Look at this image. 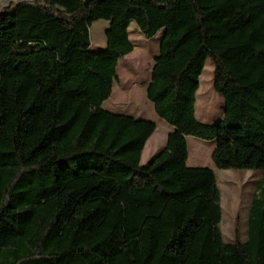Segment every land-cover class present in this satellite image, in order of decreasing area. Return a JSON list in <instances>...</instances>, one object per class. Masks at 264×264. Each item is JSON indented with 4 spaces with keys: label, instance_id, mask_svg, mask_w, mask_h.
Masks as SVG:
<instances>
[{
    "label": "trees",
    "instance_id": "trees-1",
    "mask_svg": "<svg viewBox=\"0 0 264 264\" xmlns=\"http://www.w3.org/2000/svg\"><path fill=\"white\" fill-rule=\"evenodd\" d=\"M108 22L105 47L89 28ZM162 30L145 97L171 130L142 165L152 120L102 105ZM213 64L221 118L195 115ZM142 65V63H141ZM187 136L214 169L187 166ZM215 169L264 171V0H21L0 10V264H264V175L246 239L224 242Z\"/></svg>",
    "mask_w": 264,
    "mask_h": 264
},
{
    "label": "rangeland",
    "instance_id": "rangeland-1",
    "mask_svg": "<svg viewBox=\"0 0 264 264\" xmlns=\"http://www.w3.org/2000/svg\"><path fill=\"white\" fill-rule=\"evenodd\" d=\"M21 0H0V10H3L9 3ZM31 1V0H27ZM108 22L99 19L94 21L90 28L91 51H100L105 47L106 40L104 31ZM162 30L153 37L147 39L142 36L134 22L128 27L129 38L134 45L132 52L120 59L116 66L118 82L112 86V94L102 107L113 113L124 115H142L143 119H156L157 128L152 135L160 141H166V122L161 120L154 112L150 101L145 97V89L150 77L149 72L152 65L153 55L158 51ZM142 63V65H141ZM213 64L206 60L198 79L196 91L195 115L204 123H212L218 119L223 109L222 97L212 88ZM151 109V114L149 111ZM214 116L211 117V112ZM187 149L193 154L194 140L213 144V141L202 140L187 136ZM193 151V153H192ZM197 160L210 162V153L203 145L202 151L195 154ZM141 159V164L147 163ZM218 186L220 190L221 221L220 230L224 242H231L234 238L235 218H239V238L246 239L247 214L257 182L264 175L262 170L251 169H215Z\"/></svg>",
    "mask_w": 264,
    "mask_h": 264
},
{
    "label": "crops",
    "instance_id": "crops-1",
    "mask_svg": "<svg viewBox=\"0 0 264 264\" xmlns=\"http://www.w3.org/2000/svg\"><path fill=\"white\" fill-rule=\"evenodd\" d=\"M157 51L155 52V54L153 55V57L156 55ZM127 56V55H126ZM149 81V79H148ZM214 111L211 112V117L214 116ZM149 115H152L151 114V109L149 111ZM135 118H140V119H143L142 115L138 114V115H133ZM222 116V112H221V115L218 117L221 118ZM153 122H155L156 124V119L155 118H152L151 119ZM202 122V121H201ZM156 128H157V125H156ZM156 130V129H155ZM171 130L170 126H166V135L167 133ZM153 134V133H152ZM193 150H194V153L192 151L193 154H189L188 152V157H187V160H186V164L187 166H190V167H202V166H206V167H209L211 169H214V165L211 164L210 162H207V161H203V160H197L195 158V154L197 153H200L202 151V147L203 145H206V149H208V152L210 153L212 148H213V145L214 144H206L205 142H202V141H198V140H194L193 142ZM164 141H160L158 138H155L154 135H151L145 145H144V148L142 150V153H141V156H140V162H141V159H147L149 158L148 160L150 161L153 156L156 155V153L164 146ZM147 161V162H149Z\"/></svg>",
    "mask_w": 264,
    "mask_h": 264
}]
</instances>
